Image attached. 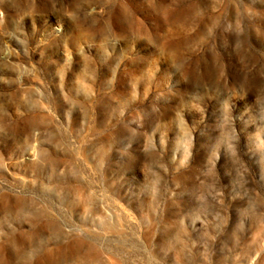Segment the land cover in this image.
<instances>
[{
    "label": "rangeland",
    "instance_id": "1",
    "mask_svg": "<svg viewBox=\"0 0 264 264\" xmlns=\"http://www.w3.org/2000/svg\"><path fill=\"white\" fill-rule=\"evenodd\" d=\"M0 264H264V0H0Z\"/></svg>",
    "mask_w": 264,
    "mask_h": 264
}]
</instances>
